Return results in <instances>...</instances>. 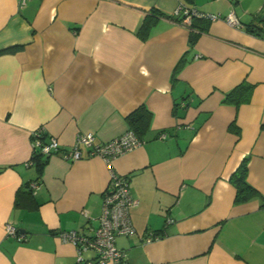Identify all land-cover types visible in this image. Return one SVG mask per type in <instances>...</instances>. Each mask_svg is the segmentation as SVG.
Returning a JSON list of instances; mask_svg holds the SVG:
<instances>
[{"label": "crops", "instance_id": "1", "mask_svg": "<svg viewBox=\"0 0 264 264\" xmlns=\"http://www.w3.org/2000/svg\"><path fill=\"white\" fill-rule=\"evenodd\" d=\"M259 2L240 11V0H0V51L17 48L0 54V264L92 261L59 234L94 235L112 173L127 177L138 202L129 212L134 234L116 239L127 264H264V208L259 199L235 204L230 181L246 159V181L264 196ZM178 8L218 16L204 18L193 47L189 24L152 13ZM146 16L154 23L144 37ZM243 83L253 86L249 102L223 104ZM141 106L152 114L142 145L110 162L86 148L79 160L64 157L80 133L97 144L123 135ZM39 129L60 144L40 173L32 161ZM7 224L22 240L6 235ZM150 233L160 238L145 242Z\"/></svg>", "mask_w": 264, "mask_h": 264}, {"label": "built area", "instance_id": "2", "mask_svg": "<svg viewBox=\"0 0 264 264\" xmlns=\"http://www.w3.org/2000/svg\"><path fill=\"white\" fill-rule=\"evenodd\" d=\"M26 0H21L25 3ZM173 16H183L186 24H190L193 17L206 18L211 21L218 19L216 15H204L190 11L186 8H178L174 11ZM225 21L230 26H239L238 20L229 15ZM33 153H39L42 157L48 158L50 155L60 151V144L55 138L43 139V130L39 129L33 133ZM143 141L139 140L132 131L128 129L123 135L102 144L95 143L93 133H80L76 136L73 147L64 152V157L73 161L82 158L81 148H86L88 156H99L106 162L113 158L127 153L138 146ZM31 187H35L34 184ZM138 202L129 192L128 179L126 176H120L115 173L111 174L109 186L104 194L102 202L101 215L99 217V226L93 236L87 237L78 232L70 231L59 234L64 242L72 243L78 252V259L81 261L82 252L91 251L94 254L92 261L85 264H127L125 262V253L116 246V239L120 236H130L134 234L129 212L130 209L137 206ZM172 222L171 219L167 223ZM6 235L13 236L22 240L14 226L7 224L5 226ZM158 239L153 233L145 237V242L149 243Z\"/></svg>", "mask_w": 264, "mask_h": 264}, {"label": "trees", "instance_id": "3", "mask_svg": "<svg viewBox=\"0 0 264 264\" xmlns=\"http://www.w3.org/2000/svg\"><path fill=\"white\" fill-rule=\"evenodd\" d=\"M181 1L183 3H186L187 5H192L194 2V0H181ZM152 13L153 15H157L165 19L173 20L176 23H182L184 20L183 18L175 19L173 18V16H167L161 13H156L154 11ZM150 19L152 18L148 16L145 17L142 23V26L139 30V33H138L140 36L145 37V35L148 33L149 29L153 25L154 21ZM262 20H264V18H262ZM254 27H255L254 25H249L247 26V30L254 32ZM187 28L189 30L188 44H189V47H193L195 43L197 42L199 36L202 33H205V31L207 30V21L204 18L193 17L191 19L190 24L187 26ZM16 50H17L16 47L9 48V49L0 51V54H4L8 52L13 53ZM186 62L187 61L185 59V56H183L175 67V70H174L175 74L183 67V65H185ZM252 89H253V86L247 83H243L237 86L236 88L231 90L229 93L224 95L223 104L233 105V106L238 107L239 105L249 102ZM151 120H152V114L144 106L139 107L138 109L130 113L126 118L128 129L132 131L134 135L141 141H143V138L145 137L147 131L149 130ZM43 160L44 158L42 157L41 154H39L38 152L33 153L32 161L38 173H40L42 170V166L44 163ZM246 176H247V161L246 159H244L242 163L240 164V166L238 167V169L235 171V173L230 178L231 184L236 190L234 203L242 204L252 199H259L261 202L260 207L264 208V196H261L256 190H254L247 183ZM29 187L30 186L28 184L25 185V188H27L28 190H29ZM21 191L22 190L19 189L16 193L15 207L22 206L21 198L23 194L21 193ZM30 202L31 203H29L27 207L34 208L36 203L33 202V199H31ZM154 235L160 238L159 235L157 234H154Z\"/></svg>", "mask_w": 264, "mask_h": 264}, {"label": "rangeland", "instance_id": "4", "mask_svg": "<svg viewBox=\"0 0 264 264\" xmlns=\"http://www.w3.org/2000/svg\"><path fill=\"white\" fill-rule=\"evenodd\" d=\"M259 1H261V0H258V3H260ZM246 8H249L253 11L257 10L256 0H240V11L244 10ZM261 14H264V12H261ZM262 16H264V15H262Z\"/></svg>", "mask_w": 264, "mask_h": 264}]
</instances>
